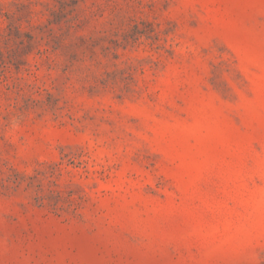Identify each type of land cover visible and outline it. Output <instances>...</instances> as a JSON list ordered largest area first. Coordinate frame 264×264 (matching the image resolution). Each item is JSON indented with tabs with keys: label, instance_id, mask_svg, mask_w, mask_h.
<instances>
[{
	"label": "rangeland",
	"instance_id": "1",
	"mask_svg": "<svg viewBox=\"0 0 264 264\" xmlns=\"http://www.w3.org/2000/svg\"><path fill=\"white\" fill-rule=\"evenodd\" d=\"M0 264H264V0H0Z\"/></svg>",
	"mask_w": 264,
	"mask_h": 264
}]
</instances>
